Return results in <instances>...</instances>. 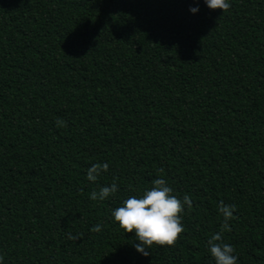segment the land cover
Wrapping results in <instances>:
<instances>
[{
  "label": "trees",
  "instance_id": "obj_1",
  "mask_svg": "<svg viewBox=\"0 0 264 264\" xmlns=\"http://www.w3.org/2000/svg\"><path fill=\"white\" fill-rule=\"evenodd\" d=\"M231 4L0 0L3 264H215L220 201L238 264H264V0ZM161 176L193 207L144 256L112 212Z\"/></svg>",
  "mask_w": 264,
  "mask_h": 264
},
{
  "label": "clouds",
  "instance_id": "obj_2",
  "mask_svg": "<svg viewBox=\"0 0 264 264\" xmlns=\"http://www.w3.org/2000/svg\"><path fill=\"white\" fill-rule=\"evenodd\" d=\"M207 6L212 10L227 12L231 7V0H205ZM193 13L198 8L190 9ZM58 128L67 127L62 119H57ZM109 169L107 163H95L87 170V179L95 182ZM163 173V169L158 170ZM118 178H114L110 186H103L99 191H93L90 198L94 201H104L114 196L118 191ZM193 201L189 195L179 198L174 194L173 188L168 181L161 176L153 180L152 187L143 191L140 196H130L123 201L122 206L113 210L112 216L118 222L120 228L126 233H135L140 243L135 244L137 251L148 256L149 249L156 247H176L185 232L183 216L185 209H191ZM218 211L223 217L220 231L214 233L208 240V250L215 260V264H238V256L234 255L235 248L225 243L223 233L231 232L230 221L236 211L234 204H225L220 201ZM92 232H101L102 225L97 224ZM71 240L78 239V236L69 235ZM4 257L0 255V264H3Z\"/></svg>",
  "mask_w": 264,
  "mask_h": 264
}]
</instances>
